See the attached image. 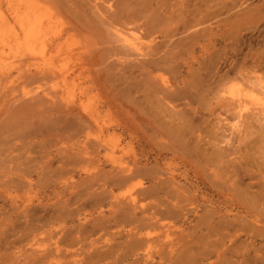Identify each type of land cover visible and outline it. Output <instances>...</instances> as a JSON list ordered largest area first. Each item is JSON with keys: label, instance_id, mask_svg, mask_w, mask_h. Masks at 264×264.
I'll return each mask as SVG.
<instances>
[{"label": "rangeland", "instance_id": "374dc122", "mask_svg": "<svg viewBox=\"0 0 264 264\" xmlns=\"http://www.w3.org/2000/svg\"><path fill=\"white\" fill-rule=\"evenodd\" d=\"M30 1L54 26L0 66V264H264V0Z\"/></svg>", "mask_w": 264, "mask_h": 264}, {"label": "bare ground", "instance_id": "6f19581e", "mask_svg": "<svg viewBox=\"0 0 264 264\" xmlns=\"http://www.w3.org/2000/svg\"><path fill=\"white\" fill-rule=\"evenodd\" d=\"M2 0H0V66L4 63V61L6 60V59H9V57H11L12 55H16V56H19L20 54H21V52L22 51H24V52H28L29 54H32V55H34V57H35V55H38L39 54V57L41 58V57H43V58H41V59H45V56H44V54H45V46H47V44H49V40L51 41V39H50V33H51V28L54 26V23H52V21H51V17H49L46 13H41L42 11H40V9L38 8V7H34L33 5V3H32V1H30V0H28L27 1V3H26V5L24 6V7H21V6H17V5H13L12 3H10L9 5H8V7H7V9H3V6H2V2H1ZM49 13V12H48ZM52 23V24H51ZM115 30H113V32H114ZM117 32V34H119L118 36L120 37V40H122L126 45H128V46H131L132 47V49H137V47L138 48H140L139 47V45L141 44L140 42H139V37H136L135 35H133V33L131 34H120V31H116ZM115 33V32H114ZM117 36V35H116ZM52 37V36H51ZM140 43V44H139ZM130 47V48H131ZM57 48V47H56ZM55 48V49H56ZM84 50V49H83ZM139 50V49H138ZM37 51H38V54H36L37 53ZM36 52V53H35ZM25 56V55H24ZM33 57V56H32ZM37 57V56H36ZM35 57V58H36ZM25 58H27L26 56L24 57V59H23V61L24 60H26ZM20 59H21V57H20ZM40 59V60H41ZM3 60V61H2ZM42 60V61H43ZM55 59H53L52 61H50V62H52V64L53 63H56L55 61H54ZM37 61H38V59H37ZM54 61V62H53ZM57 61V60H56ZM27 61H25V63H26ZM25 63L23 62V64L25 65ZM42 63V62H41ZM46 65V64H45ZM57 65V64H56ZM54 66V67H56L57 68V66ZM15 66V65H14ZM36 66H38V64L36 65ZM47 66V65H46ZM6 67V66H5ZM16 68V67H15ZM18 68H23V67H18ZM56 68L53 70V71H55L56 70ZM37 69V68H36ZM46 69V68H45ZM47 69H48V67H47ZM49 69H50V67H49ZM23 70H25V69H23ZM73 70V69H72ZM21 71H22V69H21ZM45 71V70H44ZM59 71H61V70H59ZM71 71V70H70ZM70 71H68V73L70 72ZM31 72V71H30ZM29 72V73H30ZM38 72H43V71H38ZM38 72H36V73H38ZM46 72V71H45ZM50 72V71H49ZM57 71H55L54 73H56ZM5 73V70H3V73L2 74H4ZM27 73V72H26ZM32 73V72H31ZM48 73V72H47ZM51 73V72H50ZM50 73H49V75H50ZM53 73V72H52ZM59 73V72H58ZM67 73V74H68ZM24 74V73H23ZM23 74H21V76L23 75ZM39 74V73H38ZM31 75V74H30ZM32 75H34L33 73H32ZM45 75H47V74H43L42 75V77L44 78L45 77ZM60 75V74H59ZM228 75V74H227ZM1 76V75H0ZM36 76H37V74H36ZM8 77V76H7ZM6 77V78H7ZM17 77H18V75H17ZM38 77H39V75H38ZM41 77V76H40ZM47 77V76H46ZM50 77V76H49ZM52 77H54V76H52ZM51 77V78H52ZM59 77V76H58ZM0 78H2V76L0 77ZM10 77H8L7 79H9ZM19 78H21L20 76H19ZM18 78V79H19ZM22 78H23V76H22ZM26 78H27V75H26ZM29 78V77H28ZM35 78V75H34V77H32V79H34ZM55 78H57L56 76H55ZM16 79V78H15ZM48 79V78H47ZM35 80V79H34ZM43 80V79H42ZM60 80V79H59ZM59 80H58V82H59ZM13 81V80H12ZM50 81V80H49ZM48 81V82H49ZM53 81V80H52ZM52 81H50V82H52ZM55 81V80H54ZM57 81V80H56ZM7 82V81H6ZM5 82V79H4V82L3 83H6ZM2 83V82H1ZM47 83V82H46ZM57 83V82H56ZM55 83V85L56 86H58V84H56ZM54 85V86H55ZM166 85V84H165ZM55 86V87H56ZM63 86V85H62ZM261 86V85H260ZM54 87V88H55ZM59 87V86H58ZM58 87H56L55 89H53V91L54 90H58L59 88ZM64 87V86H63ZM66 88V87H65ZM167 88V87H166ZM168 88H170V87H168ZM249 88V87H248ZM262 88V87H261ZM260 88V89H261ZM264 88V87H263ZM251 91H250V90ZM248 90H246V91H250V92H252L253 90V88L251 89V88H249ZM51 90V89H50ZM64 90V89H63ZM264 90V89H263ZM53 91H52V93H53ZM67 92H68V90H67ZM49 93H51V92H49ZM56 93V92H55ZM59 94H60V91H59ZM75 94H77V93H75ZM24 95H26V94H24ZM44 95H46V92L44 93ZM232 96H231V100L233 99L236 103L234 104V108H235V110H236V113H237V115H236V118H237V116L240 118V115H241V112L242 111H244L245 110V103H243L244 101H242V100H240V99H238L239 97H237L236 95H234V94H231ZM53 96V95H52ZM58 96V95H57ZM65 96H66V93H65ZM14 97H16L15 95H14ZM46 97V96H45ZM60 97H61V95H60ZM66 97H68L66 100H69L70 98V95L68 96H66ZM17 98V97H16ZM16 98H14V100L16 99ZM12 99H13V97H12ZM12 99H10V101L12 102H14V100H12ZM33 99V98H32ZM173 99V98H172ZM71 100V99H70ZM70 100H69V102L68 103H70ZM261 100V99H260ZM259 100V101H260ZM242 101V102H241ZM10 102V103H11ZM63 103H65V106H66V101H62ZM72 102V101H71ZM232 102V101H231ZM261 102V101H260ZM51 103V102H50ZM62 103V104H63ZM233 103V102H232ZM243 104V105H242ZM263 104V103H262ZM261 104V105H262ZM8 105H9V102H8ZM68 105H70V104H68ZM257 105H259L258 103H257ZM60 106H62V105H60ZM64 106V107H65ZM71 106V105H70ZM247 106V105H246ZM258 107H260V105L258 106ZM262 107V106H261ZM264 110V109H263ZM23 113V112H22ZM89 113V112H88ZM87 113V114H88ZM90 114V113H89ZM88 114V115H89ZM89 118L90 119H94V115H92L91 117L89 116ZM94 121H95V119H94ZM231 129H233V127L231 128ZM233 131V130H232ZM122 167V166H121ZM120 167V168H121ZM126 170V169H125ZM129 172V171H128ZM124 182H125V180H124ZM123 182V183H124ZM129 198H130V196H129ZM132 198V197H131ZM134 199V198H133ZM135 202V201H134ZM130 203H133L132 201H130ZM135 208V207H134ZM137 209V208H136ZM131 213V212H130ZM133 234V233H132ZM166 238L168 239L169 238V235L167 234L166 235ZM169 240H170V238H169ZM152 241V240H151ZM145 243V242H144ZM150 244H152V243H150ZM154 244V243H153ZM38 245V244H37ZM36 245V246H37ZM170 246V245H169ZM177 246V245H176ZM171 247V246H170ZM39 249H40V247H39ZM45 249V248H44ZM54 249V248H53ZM167 249H169V248H167ZM171 249H173V247L171 248ZM42 249H40L39 251H41ZM58 250V249H57ZM48 252V251H47ZM46 254V253H45ZM50 256H52V255H50ZM49 257V256H48ZM56 258V257H55ZM44 260V259H43ZM45 262V261H44ZM48 262V261H47ZM52 263V262H51ZM50 263V264H51ZM53 264H55V263H53Z\"/></svg>", "mask_w": 264, "mask_h": 264}]
</instances>
